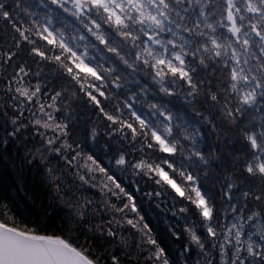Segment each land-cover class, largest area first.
<instances>
[{
  "label": "snow or ice",
  "instance_id": "obj_1",
  "mask_svg": "<svg viewBox=\"0 0 264 264\" xmlns=\"http://www.w3.org/2000/svg\"><path fill=\"white\" fill-rule=\"evenodd\" d=\"M0 264H264V0H0Z\"/></svg>",
  "mask_w": 264,
  "mask_h": 264
},
{
  "label": "trees",
  "instance_id": "obj_2",
  "mask_svg": "<svg viewBox=\"0 0 264 264\" xmlns=\"http://www.w3.org/2000/svg\"><path fill=\"white\" fill-rule=\"evenodd\" d=\"M29 186H31V181H30V183H29Z\"/></svg>",
  "mask_w": 264,
  "mask_h": 264
}]
</instances>
